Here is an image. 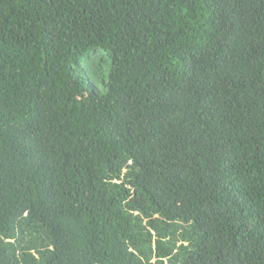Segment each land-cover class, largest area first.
<instances>
[{"label":"trees","instance_id":"16d2710c","mask_svg":"<svg viewBox=\"0 0 264 264\" xmlns=\"http://www.w3.org/2000/svg\"><path fill=\"white\" fill-rule=\"evenodd\" d=\"M0 264H264V0H0Z\"/></svg>","mask_w":264,"mask_h":264}]
</instances>
